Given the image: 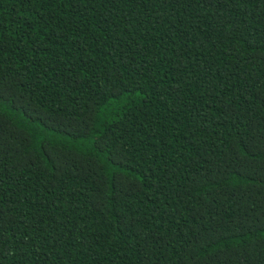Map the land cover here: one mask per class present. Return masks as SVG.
<instances>
[{
  "label": "trees",
  "instance_id": "16d2710c",
  "mask_svg": "<svg viewBox=\"0 0 264 264\" xmlns=\"http://www.w3.org/2000/svg\"><path fill=\"white\" fill-rule=\"evenodd\" d=\"M0 264H264V0H0Z\"/></svg>",
  "mask_w": 264,
  "mask_h": 264
}]
</instances>
